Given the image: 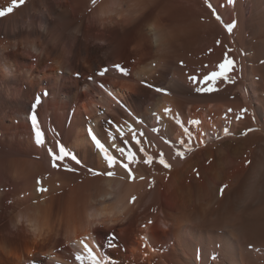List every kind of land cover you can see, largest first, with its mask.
I'll use <instances>...</instances> for the list:
<instances>
[{"label": "bare ground", "instance_id": "obj_1", "mask_svg": "<svg viewBox=\"0 0 264 264\" xmlns=\"http://www.w3.org/2000/svg\"><path fill=\"white\" fill-rule=\"evenodd\" d=\"M243 1L24 0L0 17V264H77L84 237L108 264H264V0ZM225 53L235 83L197 93L188 77ZM33 113L85 167L52 168ZM117 125L154 156L134 180L87 171L106 167L87 129L119 143Z\"/></svg>", "mask_w": 264, "mask_h": 264}, {"label": "snow or ice", "instance_id": "obj_2", "mask_svg": "<svg viewBox=\"0 0 264 264\" xmlns=\"http://www.w3.org/2000/svg\"><path fill=\"white\" fill-rule=\"evenodd\" d=\"M233 0H229V3H232ZM24 3V0H12V5L3 9H0V17L5 16L8 13H11L13 11L14 7H17L19 5H22ZM211 7V5H209ZM215 14V13H213ZM217 19H219V16H217ZM235 22L232 24L227 25V30L229 32L232 31V28L234 27ZM183 63V62H182ZM155 67V65H153ZM112 69L120 73L122 76L130 77L131 73L127 70L126 67H122L120 63H115L112 65ZM234 69V61L228 58V54L225 53L224 59L217 65V70L212 71L210 73H207L203 75L202 78L197 76H189V81L193 84L194 90L197 93H208L211 94L213 92H218L220 89L217 87L218 83H235L233 78L228 75L230 71ZM109 68L105 67L101 69L97 75L103 77L107 72H109ZM77 76H79V73H76ZM89 79H92V77H89ZM143 87L148 89H153L157 93H164L168 94L167 89L164 87H157L156 85L150 83L147 80L140 81ZM42 96H47L48 93L44 92L41 94ZM41 103V98L37 97L35 102L32 104V108L35 109L37 105ZM119 103V101H117ZM232 109H228V112L230 113ZM171 112L170 109L165 108L164 113L167 115ZM246 112V109H241V113ZM131 114V113H130ZM227 116V113L225 114ZM157 121L159 122L160 117L157 116ZM241 116H238L237 119H241ZM29 119L31 121V127L32 131L34 133V143L37 146L41 147H47V153L48 156L51 158V165L54 169H59L61 166H63L65 171L68 172H76L78 169L75 167H72L69 163V161L74 162L75 165L80 167H85L84 163L81 161V159L78 158L76 154H73L72 152L68 151L63 143H61L60 139L55 140L54 146H48L45 138V133L41 130L40 122L37 119V115L35 113L31 114L29 116ZM140 121H137L139 123ZM111 123V122H110ZM177 123H180V121L177 119ZM192 123H199V121H192ZM116 131L119 132V143L117 142V136H115L113 133H108V140L107 142H102L100 138H98V135L95 134L94 129L89 127L87 129V135L90 138L93 146L97 150V153L100 157H102L103 163L106 165V167L100 168L99 170L89 167L87 171L93 175V176H107V177H113L116 175L115 169L117 167L123 169L127 173V177L129 180L136 179V173L134 169L131 167L133 164L140 163V157L143 158V164L145 165H152L154 161V156L149 155L147 150L143 147V144L145 143V140L143 139L144 133L142 131L137 132L134 128L129 126V131L131 132V139H128L126 137V134L119 125L116 127ZM153 132H157V128L152 129ZM225 133H228V129H224ZM249 132L253 131V129H248ZM185 133L188 134L189 139H191V134L188 133V129L185 128ZM150 143V142H148ZM165 143H170L168 140H165ZM183 143V142H181ZM177 155L180 158H183V152L177 151ZM158 163L163 165L164 168L169 169L171 168V165L167 163L164 159L163 153L160 154ZM144 177L141 176L140 179H143ZM38 187L37 191L43 193L47 191V189L43 188L42 186H39L41 184L40 180L37 179L36 181ZM149 187H152V183H149ZM221 193H223L224 189H220ZM135 200V197H132V201ZM131 202V201H130ZM153 224V221L149 219L147 221L146 225H142V227H147L148 225ZM144 239V237H142ZM73 243H76L83 248V252L76 251L74 256V261L77 262V264H108V261L106 258H100L95 253L93 247L90 244V241L87 237L81 238L78 241H74ZM107 244L109 247H115V244L113 243L112 239H109L107 241ZM39 264H42V261L39 262Z\"/></svg>", "mask_w": 264, "mask_h": 264}, {"label": "rangeland", "instance_id": "obj_3", "mask_svg": "<svg viewBox=\"0 0 264 264\" xmlns=\"http://www.w3.org/2000/svg\"><path fill=\"white\" fill-rule=\"evenodd\" d=\"M243 4L242 5H244V7H245V5H246V3H245V0L242 2ZM246 9V8H245ZM248 9V8H247ZM244 10V12L243 13H246L248 10Z\"/></svg>", "mask_w": 264, "mask_h": 264}]
</instances>
